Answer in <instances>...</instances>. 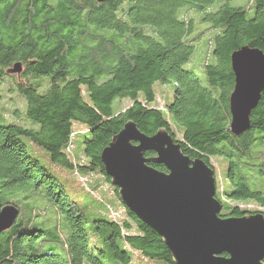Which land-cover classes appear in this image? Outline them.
I'll list each match as a JSON object with an SVG mask.
<instances>
[{
	"label": "trees",
	"instance_id": "16d2710c",
	"mask_svg": "<svg viewBox=\"0 0 264 264\" xmlns=\"http://www.w3.org/2000/svg\"><path fill=\"white\" fill-rule=\"evenodd\" d=\"M196 13L214 29L204 80L184 68ZM243 46L264 57V0H0V209L20 211L0 233V264H130L133 255L138 264H174L158 234L123 205L122 220L111 205L102 215L78 200L82 193L95 198L98 179L118 197L100 154L128 121L147 136L165 129L214 178L211 158H221L220 217L264 215L231 203L264 207V186L248 185L250 174L264 178V89L249 129L240 136L229 130L230 55ZM16 65L20 71L11 72ZM41 76L49 82L38 93L47 84ZM168 83L172 97L160 106L155 85ZM12 96L14 110L4 104ZM122 98L130 105L114 112ZM74 122L87 129L75 132ZM78 175L97 179L86 188Z\"/></svg>",
	"mask_w": 264,
	"mask_h": 264
},
{
	"label": "water",
	"instance_id": "95a60500",
	"mask_svg": "<svg viewBox=\"0 0 264 264\" xmlns=\"http://www.w3.org/2000/svg\"><path fill=\"white\" fill-rule=\"evenodd\" d=\"M230 65L229 130L240 136L249 129L264 89V57L243 46L230 55ZM19 71L16 65L11 72ZM148 151L154 156L146 158ZM100 161L122 205L158 234L174 264H264V215L220 217L212 168L185 156L165 129L147 136L125 122L101 151ZM151 163L163 164L166 172ZM19 212L13 205L0 209V233Z\"/></svg>",
	"mask_w": 264,
	"mask_h": 264
},
{
	"label": "rangeland",
	"instance_id": "374dc122",
	"mask_svg": "<svg viewBox=\"0 0 264 264\" xmlns=\"http://www.w3.org/2000/svg\"><path fill=\"white\" fill-rule=\"evenodd\" d=\"M244 1L245 0H238V2H244ZM193 26H194V30L192 34L189 35V39L195 38L193 40L194 51H193L191 58L189 59V62L184 65V68L193 70L195 74L200 78V80H204L205 75L203 72V65L207 59L208 51H210L211 49V45L209 43L211 42V39H212L211 36H213L214 34L213 32L214 29L210 28V24L201 21L200 14L198 15L197 13H196L195 18H193ZM40 78L46 81L47 84L42 85L41 87H38L37 88L38 93L44 92L46 88L48 87V82H49V78L46 76H41ZM154 91L156 94V100L159 101L160 106H163L164 102H166L172 97V85L170 83L165 84V85L157 84L155 85ZM6 95L10 99L12 92L7 91ZM13 95L16 97H20L19 94H17L16 92H14ZM17 102L18 104L24 107L25 101L17 100ZM130 103L131 101L128 98L115 99L112 104L113 110L114 112H118L120 109L126 108L128 105H130ZM4 104L7 109L14 110L17 108L16 99L14 98H13V101L5 100ZM24 110L25 108L23 109V111ZM13 117H14L13 114H11V118ZM34 127H37V125H35ZM72 128L75 132H82L87 129L86 125L79 123V122H74ZM24 140L27 145L28 151L30 153L39 154L41 157L40 152L42 151L40 149H37L34 145L30 144L26 139ZM74 144L76 147L74 150H72V152L75 153V152L80 151L81 150V139L79 136L75 138ZM211 162L215 166V184H216V191L218 193L220 191V188H223V186L225 185V179H224L225 165L221 161L220 157H215V156L212 157ZM42 163L46 165L45 161H43ZM74 176H77V175H74ZM77 179H79V181ZM95 179H97V177H94L93 175H87L86 177L82 175L81 176L78 175V178L76 177V180L78 181V183L86 188L89 186L88 184L92 185ZM80 180H82L83 182H81ZM97 181L100 182V186L96 191H94L95 193L92 192L94 193L93 195L95 198H92L82 193L78 195V200H81L85 202L86 204H88L89 209H91V211H94V212L101 211L102 215L108 214V211H106L105 207L107 205H111L112 207L115 208V211L118 212L117 214L119 215V219H122V220L125 218L127 219L128 217H126L127 215L124 213L125 212L124 207H123L124 205L122 206V203L120 202L119 198L115 195V193L112 192L109 185L103 182L101 179H98ZM248 185L250 188H256V187L259 188L261 185L264 186V178L260 179L258 178V176H254L250 174L248 176ZM68 188L70 190L74 189L72 187H68ZM231 203L239 204L241 205V207L247 206L248 208H252V209L264 210V207H259L258 204H256V202L254 201L250 202L247 205H245L244 202H231ZM136 256L137 258L134 255L132 256V261L130 264H138L137 259L139 256L138 255ZM159 264H163V263L159 262Z\"/></svg>",
	"mask_w": 264,
	"mask_h": 264
},
{
	"label": "bare ground",
	"instance_id": "6f19581e",
	"mask_svg": "<svg viewBox=\"0 0 264 264\" xmlns=\"http://www.w3.org/2000/svg\"><path fill=\"white\" fill-rule=\"evenodd\" d=\"M216 192V191H215Z\"/></svg>",
	"mask_w": 264,
	"mask_h": 264
}]
</instances>
